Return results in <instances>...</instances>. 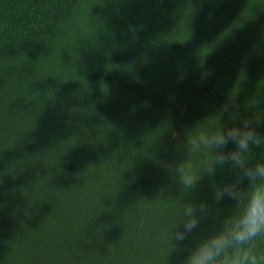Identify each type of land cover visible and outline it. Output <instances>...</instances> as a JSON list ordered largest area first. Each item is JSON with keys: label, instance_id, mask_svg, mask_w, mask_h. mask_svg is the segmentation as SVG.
I'll list each match as a JSON object with an SVG mask.
<instances>
[{"label": "trees", "instance_id": "trees-1", "mask_svg": "<svg viewBox=\"0 0 264 264\" xmlns=\"http://www.w3.org/2000/svg\"><path fill=\"white\" fill-rule=\"evenodd\" d=\"M245 121L264 136V0H0V264H182L238 207L191 140Z\"/></svg>", "mask_w": 264, "mask_h": 264}, {"label": "clouds", "instance_id": "clouds-1", "mask_svg": "<svg viewBox=\"0 0 264 264\" xmlns=\"http://www.w3.org/2000/svg\"><path fill=\"white\" fill-rule=\"evenodd\" d=\"M227 111V106H224ZM264 136L249 121L225 128L221 126L214 132L201 134L191 140L199 149L216 150L207 165L211 174L216 166L231 162L239 172L235 182L225 185L217 198L228 195L237 202L236 213L228 218L223 226L212 230L191 247H180L174 243L169 251L183 255L182 264H264V249L257 241L264 239V163L249 165L245 154L251 145L259 146ZM229 143L234 145L230 152L220 151ZM179 180L185 188L193 187L197 177L190 164L181 166ZM246 182L241 189L240 184ZM195 202L186 204L182 217L176 224L172 239L183 242L197 228L199 217ZM182 228V230H181Z\"/></svg>", "mask_w": 264, "mask_h": 264}]
</instances>
